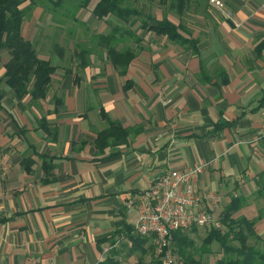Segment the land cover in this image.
<instances>
[{"label": "crops", "instance_id": "0c3cea01", "mask_svg": "<svg viewBox=\"0 0 264 264\" xmlns=\"http://www.w3.org/2000/svg\"><path fill=\"white\" fill-rule=\"evenodd\" d=\"M221 1L223 8L194 4L170 17L197 41L194 49L143 29L140 17L128 24L110 18L134 34L117 39L119 50L135 51L124 75L90 36L84 43L94 54L86 66L75 56L78 44L69 53L50 44L39 55L58 67L46 99L20 100L2 85L0 264H101L121 224L136 220L127 200L174 168L208 164L193 181L203 209L223 213L242 197L238 213L248 206L252 213L264 172V52L256 50L264 40V0ZM190 11L192 20L185 17ZM81 21L95 35L110 31L93 13ZM23 35L35 43L41 36L29 26ZM2 56L0 78L9 59ZM107 119L130 133L100 152L96 140ZM42 156L55 159L50 176ZM263 225L264 218L257 234ZM119 259L152 264L151 254Z\"/></svg>", "mask_w": 264, "mask_h": 264}, {"label": "trees", "instance_id": "16d2710c", "mask_svg": "<svg viewBox=\"0 0 264 264\" xmlns=\"http://www.w3.org/2000/svg\"><path fill=\"white\" fill-rule=\"evenodd\" d=\"M56 8L67 7L69 13L67 17L73 19V23L85 27L89 32L86 23L77 18L81 10L87 9L94 0H48ZM151 4L169 5V9L176 10L178 17L184 14L185 10L191 8L194 4L202 6L199 0H148ZM196 1V2H195ZM210 2V0H204ZM29 3L30 6L23 7ZM200 3V4H199ZM211 3V2H210ZM212 4V3H211ZM36 6L35 0H0V63L3 61V54H7L9 59L4 63L6 70L4 76L0 78V89L2 85L7 86L13 91L14 96L20 100L30 98L31 102L46 99L52 82V76L57 71V66L51 60H44L39 57L38 43L26 39L23 35L25 20L30 16L32 6ZM93 17L98 20H104L110 24V31L105 35H92L93 40L98 45L96 48L106 51L109 60L113 66L124 75L135 57V51L131 47L119 50L116 45L118 35H134L132 31L125 27L115 25L110 18L118 19L128 24L136 17L142 19L143 29L152 31L160 36H166L170 41L182 45H190L193 49L197 41L188 39L184 35V25L176 23L169 17L164 16L157 19L142 11V8L130 5L129 0H96L92 9ZM64 24L66 21H60ZM54 27V22L51 24ZM59 28V27H58ZM54 28V32H56ZM72 29H68L71 33ZM57 40V36L55 37ZM50 39V38H49ZM52 41V40H51ZM95 42V41H94ZM55 52H60L65 47L54 46ZM75 56L83 61V65L89 64V58L93 50L86 44H78ZM257 52H264V40L257 47ZM2 95L0 93V102ZM106 116V115H104ZM108 118V117H107ZM108 128L98 134L96 146L100 152L108 148L112 140L126 139L130 130L124 129L120 123L107 119ZM40 127L48 131V122L46 119L39 121ZM225 126V125H223ZM222 125L218 128L223 127ZM43 168L46 176H50L54 169V158L42 156ZM28 166L33 165V161L28 160ZM48 181H45V183ZM257 191L260 197L264 198V172L257 178ZM245 198H232L221 216L223 224L222 230H207V235L203 238L202 247L199 248L196 241L191 237V233H197L198 229L193 227L192 230H178L172 233L171 252L175 264H205L202 257L211 253V246L214 243L219 244L223 257L216 264H264V250L258 249L250 243L251 238L260 239L256 231L258 221L262 220L263 214L254 219L245 216L235 217L243 208ZM122 227L114 234L111 243L117 244L122 235H126L131 246L122 244L117 245L107 255L105 261L101 264H121L119 259L121 254L131 256L140 253L142 256L151 254L152 264H164L163 258L166 252L156 256V247L153 245V238L141 236L133 233V227L127 224H121ZM263 246H264V240ZM102 243V242H101ZM149 245V249L145 246ZM264 249V248H263ZM143 258V257H142Z\"/></svg>", "mask_w": 264, "mask_h": 264}, {"label": "built area", "instance_id": "2783aa9c", "mask_svg": "<svg viewBox=\"0 0 264 264\" xmlns=\"http://www.w3.org/2000/svg\"><path fill=\"white\" fill-rule=\"evenodd\" d=\"M211 3L220 8L224 7L220 0H211ZM207 167L208 164L199 163L185 169H170L150 187L126 202L127 212L137 214L134 223L130 224L133 233L152 237L156 256L166 252L164 264H175L171 252L173 232L192 227L207 230L224 228L219 217L203 209V198L196 195L193 189L194 179ZM121 242L130 243V240L122 235L116 245Z\"/></svg>", "mask_w": 264, "mask_h": 264}, {"label": "rangeland", "instance_id": "374dc122", "mask_svg": "<svg viewBox=\"0 0 264 264\" xmlns=\"http://www.w3.org/2000/svg\"><path fill=\"white\" fill-rule=\"evenodd\" d=\"M35 1L37 5L32 6V9L30 10V16L29 18L25 20L24 26H29V31L31 35L39 34L38 36H40L41 34L42 37L44 34H47V33L51 35L49 36L50 40H47V41H45L44 39L40 41L41 36L39 37V41H37V43H38V50L39 48L42 49L41 51L39 50L40 54L44 52V49H51L52 45L50 47L49 45L50 44L54 45L55 42L57 45L61 47H65L67 52L69 53L73 51V49L75 48L77 44H81V43L84 44V42L91 39L90 36L95 35V33H93L92 31L88 29L87 30L89 32H87L85 30V27L78 26L76 23H73L74 20L66 16L69 13L67 7L56 8L48 0H35ZM191 1L193 2L194 0H191ZM129 2H130V5L134 7L142 8V11H145L147 14H150L151 16L157 19H162L164 16H167L169 18L172 16H173L172 18H177V19L179 18L176 10L169 9V5H160L158 4V2H156V4L153 5L148 0H129ZM199 2L201 3V5H205L204 0H199ZM27 6H30V4L26 3L23 5V7H27ZM91 8H93V5ZM91 11L92 9H90L89 11L85 9L81 10L78 13L77 18L79 20L81 19L83 20V18L84 19L90 18L92 17ZM186 12L187 10L184 13ZM185 17L191 20L194 19L193 13L191 11L189 15L186 14ZM60 21H66L67 23L60 24L62 23ZM53 22H54V27L51 26ZM44 24H49V27ZM42 28L45 31H43ZM54 28L57 29L56 32H54ZM70 28L72 29V31L71 33H68V29ZM39 29L42 30V32ZM56 36L58 40L55 38ZM91 41L98 42V40H91ZM40 58H43V57H40ZM255 197L259 201L257 202L258 205L255 204L254 208L252 209V213L251 211L249 212V206H248V207H245V212L237 213L235 217L245 216L247 218L254 219V218L259 217V215L264 214V198L260 197L259 191L256 192ZM214 216L219 217L221 220L222 213H214ZM263 218H264V215H263ZM260 221H258V223ZM192 228H189L188 230H192ZM197 229H198V232L191 233V237L195 239L197 246L201 248L203 238L207 235V233H206L205 228H197ZM258 230H259L258 234H259L260 239L258 240L255 238H251L250 243L252 245H255L258 249L264 250L263 249L264 246L262 242L264 240V225L260 229L258 228ZM223 255L224 254L219 244L214 243L211 246V253L208 255H205L201 259L205 264H216L217 261L223 257Z\"/></svg>", "mask_w": 264, "mask_h": 264}]
</instances>
